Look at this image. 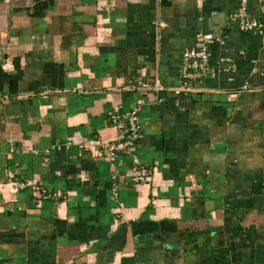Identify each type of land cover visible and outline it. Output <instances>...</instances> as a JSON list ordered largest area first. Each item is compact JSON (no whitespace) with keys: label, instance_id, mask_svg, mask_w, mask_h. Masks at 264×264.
I'll return each instance as SVG.
<instances>
[{"label":"crops","instance_id":"1","mask_svg":"<svg viewBox=\"0 0 264 264\" xmlns=\"http://www.w3.org/2000/svg\"><path fill=\"white\" fill-rule=\"evenodd\" d=\"M0 264H264V0H0Z\"/></svg>","mask_w":264,"mask_h":264},{"label":"built area","instance_id":"2","mask_svg":"<svg viewBox=\"0 0 264 264\" xmlns=\"http://www.w3.org/2000/svg\"><path fill=\"white\" fill-rule=\"evenodd\" d=\"M231 20L236 22L241 30L246 32L261 33L263 24L247 16L246 10L241 8L231 15ZM210 52L208 42L201 36L196 39L194 45L186 49L182 55L180 66V78L182 85L175 90V94L179 95L181 91H187L190 84L203 79L209 70ZM145 87V86H144ZM114 124H122L123 134L112 145L105 147L108 158L114 159L120 153H129L132 151L136 142L140 138V130L137 122V109L130 111L125 115L115 114L111 116ZM120 126V125H119ZM134 181L136 183H146L149 179V172L145 168H137ZM17 188H29L31 192L36 193L43 200H53L58 198L57 194L49 193L35 183L19 182Z\"/></svg>","mask_w":264,"mask_h":264},{"label":"trees","instance_id":"3","mask_svg":"<svg viewBox=\"0 0 264 264\" xmlns=\"http://www.w3.org/2000/svg\"><path fill=\"white\" fill-rule=\"evenodd\" d=\"M184 237L186 238L185 239V242H190L194 239H196L195 237V234H191V233H185L184 234ZM208 241L203 243L202 247H201V250H202V254H203V257L205 258H217V257H221V258H225L228 254V251L229 249H223V250H217V251H212L210 250L211 253H209V247H208ZM195 248H197V246H195Z\"/></svg>","mask_w":264,"mask_h":264},{"label":"water","instance_id":"4","mask_svg":"<svg viewBox=\"0 0 264 264\" xmlns=\"http://www.w3.org/2000/svg\"><path fill=\"white\" fill-rule=\"evenodd\" d=\"M153 242H151L150 244H152Z\"/></svg>","mask_w":264,"mask_h":264}]
</instances>
